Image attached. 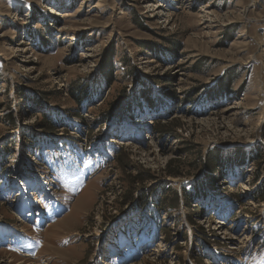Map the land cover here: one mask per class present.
Segmentation results:
<instances>
[{"label":"rangeland","instance_id":"rangeland-1","mask_svg":"<svg viewBox=\"0 0 264 264\" xmlns=\"http://www.w3.org/2000/svg\"><path fill=\"white\" fill-rule=\"evenodd\" d=\"M0 264H264V0H0Z\"/></svg>","mask_w":264,"mask_h":264},{"label":"trees","instance_id":"trees-1","mask_svg":"<svg viewBox=\"0 0 264 264\" xmlns=\"http://www.w3.org/2000/svg\"><path fill=\"white\" fill-rule=\"evenodd\" d=\"M148 47L152 48L153 49V46L151 45H148ZM113 53L112 51H109L107 54H106V57L103 58L102 60V63H101V66L99 68V71L97 72L103 82L105 84H112V82L114 81L115 79V75H114V72L116 71V67H115V62H114V58H113ZM89 83L82 81H77V82H74L73 85H72V94L75 96V98L77 99V101L79 102L80 99L78 97L80 96H87L88 93H89ZM109 109L102 113L101 116L104 118V117H108V115L110 114H113L108 112ZM41 125L44 126V127H49V128H52V127H55L54 125V121L51 120V121H43L41 122ZM235 155L231 156L232 158H234L237 162H245L248 154H246V152L242 151V150H238L236 151ZM229 157V158H224L223 157V152L220 150V151H217V150H212L211 152L208 153L207 155V158H206V164H207V167L208 169H212V170H219L220 167H222L223 165H225L228 161L229 162H233V159ZM251 160H254V158H252ZM167 171L171 174H178L179 172L178 171H175L173 169H167ZM216 183V176H212L210 179H209V185L210 187L212 185H214ZM200 183H197V187L199 186ZM196 186V185H195ZM185 188V187H184ZM203 190V189H202ZM199 190H197L198 192ZM199 192H202V191H199ZM196 206V205H195Z\"/></svg>","mask_w":264,"mask_h":264},{"label":"bare ground","instance_id":"bare-ground-1","mask_svg":"<svg viewBox=\"0 0 264 264\" xmlns=\"http://www.w3.org/2000/svg\"><path fill=\"white\" fill-rule=\"evenodd\" d=\"M63 15H68V13H67V14H63ZM68 216H69V215H67L65 218H63L64 220H66V221H65L66 223L69 222V221H67V220H68V219H67ZM53 224H55V223L51 222L50 224H48V226H49V225H53Z\"/></svg>","mask_w":264,"mask_h":264}]
</instances>
